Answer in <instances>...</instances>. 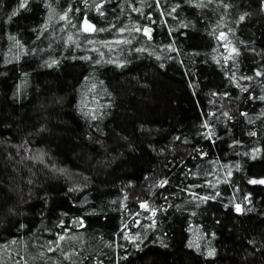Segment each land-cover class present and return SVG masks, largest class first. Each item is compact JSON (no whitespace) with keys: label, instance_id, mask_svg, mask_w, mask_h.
I'll return each mask as SVG.
<instances>
[{"label":"trees","instance_id":"16d2710c","mask_svg":"<svg viewBox=\"0 0 264 264\" xmlns=\"http://www.w3.org/2000/svg\"><path fill=\"white\" fill-rule=\"evenodd\" d=\"M260 181L264 0H0V264H264Z\"/></svg>","mask_w":264,"mask_h":264},{"label":"snow or ice","instance_id":"6c2138e0","mask_svg":"<svg viewBox=\"0 0 264 264\" xmlns=\"http://www.w3.org/2000/svg\"><path fill=\"white\" fill-rule=\"evenodd\" d=\"M13 15H15V13H13ZM85 24H87V21H85ZM89 27H91V25H89ZM148 30H145V32L147 33ZM253 183H256L257 181H252ZM260 183H264V181H260ZM237 211H240L239 206L237 207Z\"/></svg>","mask_w":264,"mask_h":264}]
</instances>
